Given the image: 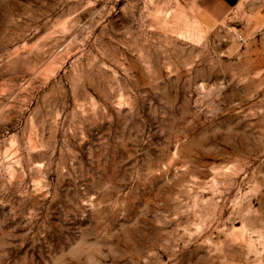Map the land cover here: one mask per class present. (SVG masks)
<instances>
[{"label": "rangeland", "instance_id": "rangeland-1", "mask_svg": "<svg viewBox=\"0 0 264 264\" xmlns=\"http://www.w3.org/2000/svg\"><path fill=\"white\" fill-rule=\"evenodd\" d=\"M0 264H264V0H0Z\"/></svg>", "mask_w": 264, "mask_h": 264}, {"label": "crops", "instance_id": "crops-1", "mask_svg": "<svg viewBox=\"0 0 264 264\" xmlns=\"http://www.w3.org/2000/svg\"><path fill=\"white\" fill-rule=\"evenodd\" d=\"M216 1L219 3L220 7L226 11L228 9L235 7L241 0H216ZM210 13L213 14V12ZM213 15L217 16L215 14Z\"/></svg>", "mask_w": 264, "mask_h": 264}, {"label": "built area", "instance_id": "built-area-1", "mask_svg": "<svg viewBox=\"0 0 264 264\" xmlns=\"http://www.w3.org/2000/svg\"><path fill=\"white\" fill-rule=\"evenodd\" d=\"M239 41L242 42V38H239Z\"/></svg>", "mask_w": 264, "mask_h": 264}]
</instances>
